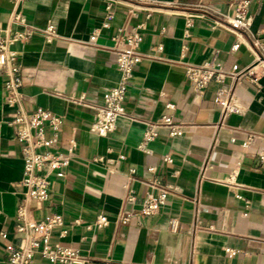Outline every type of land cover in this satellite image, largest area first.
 <instances>
[{"label": "crops", "instance_id": "obj_1", "mask_svg": "<svg viewBox=\"0 0 264 264\" xmlns=\"http://www.w3.org/2000/svg\"><path fill=\"white\" fill-rule=\"evenodd\" d=\"M108 2L114 12L111 26L103 29ZM233 2L0 0L1 35L15 27L9 23L13 10L38 26L53 23L58 34L52 42L35 36L15 44L24 76L18 106L4 101L0 68V264H8L5 246L21 237L17 210L25 194L24 158L10 125L19 107L29 112L43 107L62 116L63 151L70 137L77 140L65 176L51 175L49 199L28 205L35 220L62 215L65 225L53 231L52 240L77 248L86 260L83 264H264V74L258 85L240 81L235 94L243 110L228 115L223 124L214 103L217 85L199 95L186 78L189 65L215 62L229 70L235 64L244 68L255 63L248 41L216 24V14L202 10L232 14ZM249 13L253 31L264 36V0L253 2ZM139 25L142 60L129 84L126 114L108 136L92 135L89 126L95 111L74 100L85 96L90 104L101 103L104 90L116 86L121 73L109 49L88 44L90 34L101 29L98 43L112 47L113 36ZM159 45L163 50L157 49ZM165 114L173 116L183 133L168 137L162 131L149 144L152 153L147 155L139 148L146 125ZM248 134L259 137L244 147ZM120 154L125 159L111 172L112 161ZM166 154L173 156V164L162 162ZM148 165L155 166V173L147 170ZM132 166L140 180L132 184L136 201L128 204L125 184ZM154 180L172 185L175 195L157 214L137 213L128 224L120 223L117 215L123 210H140L147 183ZM247 201L249 214L244 215ZM102 213L109 225L89 227ZM172 217L180 220L176 233L169 227ZM75 219L81 222L75 224ZM227 249L236 255L229 256ZM31 264L61 263L37 254Z\"/></svg>", "mask_w": 264, "mask_h": 264}, {"label": "built area", "instance_id": "obj_2", "mask_svg": "<svg viewBox=\"0 0 264 264\" xmlns=\"http://www.w3.org/2000/svg\"><path fill=\"white\" fill-rule=\"evenodd\" d=\"M259 0H234L232 14H222L207 7L204 12L217 15L216 24L238 33L244 37L254 52L256 53L255 63L240 68L238 64L231 69L225 70L219 63L208 62L203 65H189L186 67V78L197 94H202L210 85H217L215 105L221 113V124L230 114H240L242 106L236 97L235 90L242 80H248L256 85L259 84L260 77L264 74V36L260 32L252 29V16L249 13L253 2ZM113 6L110 2L106 4V14L102 24L103 29L111 26L113 17ZM9 23L14 25V29L7 28L5 34L1 35L0 30V68L4 69V91L3 97L6 104L18 106L20 104L24 85V76L19 52L14 48L20 41H29L35 36H42L47 42H52L58 37L56 26L49 23L45 26H38L30 23L28 18L21 12L13 10ZM191 25V23H188ZM143 26L139 25L121 34L112 37L115 44L112 47L100 45L99 37L101 29H94L90 34L88 44L96 48H107L115 55V62L120 70V81L116 86L107 88L102 95L101 103L90 104L85 96H81L74 101L77 104L86 105L92 108L94 119L89 126V132L98 137H105L112 133L117 127L119 117L126 114V97L133 73L142 60L139 52L140 44L143 40ZM240 43H236L232 50L236 51ZM158 50H163L159 45ZM231 83L229 87L227 83ZM173 108L172 105H170ZM63 117L54 114L49 109L39 107L35 111L29 112L19 107L11 115L10 125L15 131V139L20 145V153L24 158V175L22 185L25 187V194L22 198L18 210L17 220L19 221V231L21 237L17 243H9L5 246L8 264H31L34 257L39 254L51 263L61 264H83V259L79 250L73 246L64 245L59 241H53V231L63 228L65 223L62 215L51 213L41 220L30 217L29 202L32 200L45 202L49 199L52 191L51 175L56 178L65 176V171L71 164L78 143L75 137H70L66 144V150L61 148L60 133L63 126ZM162 131L168 137L179 136L183 133L182 126L178 124L172 115H162L156 121L147 123L139 148L147 155L152 151L149 144L157 139ZM257 134H248L247 140L243 143L248 147L251 141L258 138ZM234 141V139H233ZM264 159V154H261ZM100 160L103 157L99 158ZM125 159V155L120 154L118 159L112 161L111 172L115 171L119 162ZM165 165L174 163L172 155L166 154L161 157ZM147 170L155 173V166L148 165ZM234 175L230 178L232 183ZM140 180L137 176V169L132 166L127 175L125 184V201L133 204L136 201L135 190L132 184ZM147 191L142 199V206L139 211L133 208L123 210L117 215V220L122 224H128L137 213L144 216H153L167 205L170 197L175 195V188L170 184H161L154 180L147 183ZM250 203L245 202L244 215H248ZM80 219H75L74 223H80ZM109 218L106 214H99L89 227L104 228L109 225ZM170 230L174 233L179 231L180 220L172 217L169 221ZM66 233V230H63ZM6 237L4 232H1ZM229 256L236 255L233 249H227Z\"/></svg>", "mask_w": 264, "mask_h": 264}]
</instances>
